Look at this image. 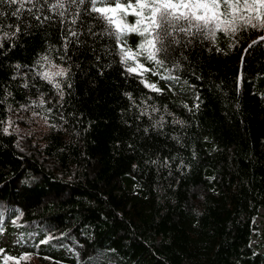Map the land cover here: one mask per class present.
Wrapping results in <instances>:
<instances>
[{
	"label": "trees",
	"instance_id": "16d2710c",
	"mask_svg": "<svg viewBox=\"0 0 264 264\" xmlns=\"http://www.w3.org/2000/svg\"><path fill=\"white\" fill-rule=\"evenodd\" d=\"M16 7L0 4V264H264V42L244 52L264 30L182 38L161 57L178 79L145 74L156 93L85 6ZM43 55L68 69L63 97L36 75ZM26 107L49 123L33 140L7 124Z\"/></svg>",
	"mask_w": 264,
	"mask_h": 264
},
{
	"label": "snow or ice",
	"instance_id": "6c2138e0",
	"mask_svg": "<svg viewBox=\"0 0 264 264\" xmlns=\"http://www.w3.org/2000/svg\"><path fill=\"white\" fill-rule=\"evenodd\" d=\"M37 3H40V0H0V4L18 5L11 12V15L17 18L24 11L32 13ZM43 4H47L53 12L60 9L58 15L61 18L65 16L63 10L68 6H76L77 17L82 10L79 6H85L83 11L94 19L102 20L105 25V34L115 38L119 62L124 66L125 72L140 77V83L156 93H160L162 89L157 84L150 83L145 74L151 72L153 76H158L161 80L178 79L171 74L172 69L165 66V59L161 57H166L174 45L181 46L182 38L185 47L199 36L215 45L218 33L236 36L248 29L264 30V0H127V3H122L121 0H115V2L113 0H56L51 4L48 0H43ZM26 5H33V7H26ZM3 15L4 13L0 11V16ZM129 16L135 17L134 23L128 22ZM44 19L47 20L50 17H44ZM60 22L64 23L63 19ZM71 23L76 24L77 19H72ZM20 30L17 26L12 35H16ZM90 34L94 33L90 30ZM70 35L78 37L79 34L70 31ZM131 35L139 37L134 49L129 46L126 39ZM8 36L9 33L5 32L0 40ZM262 42L264 37L253 41L244 49L245 55ZM2 46L0 44V47ZM65 48L67 49V43ZM216 51L220 49L216 48ZM142 59L152 62L153 67H146L141 62ZM36 64L41 69L36 75L51 84L63 97L64 93L57 78H66L68 69L55 64L47 55L41 56ZM173 67L179 68L180 65L177 63ZM160 69H163V73ZM128 95L131 99V94ZM40 104H44L43 99L40 100ZM3 132L10 134L7 127L3 128ZM41 243H47V240ZM26 258L27 256L24 257ZM8 259L11 258L6 257L5 264Z\"/></svg>",
	"mask_w": 264,
	"mask_h": 264
},
{
	"label": "rangeland",
	"instance_id": "374dc122",
	"mask_svg": "<svg viewBox=\"0 0 264 264\" xmlns=\"http://www.w3.org/2000/svg\"><path fill=\"white\" fill-rule=\"evenodd\" d=\"M58 80V78H57ZM43 115V114H42ZM44 116V117H43ZM41 116L36 112L35 107H26L23 109H19L18 111L12 112L10 117L8 118L7 124L12 130H17L19 132V139L25 140L26 136L33 140V137H40L43 131L48 126V121L45 115ZM11 122V123H9ZM25 132L29 133V135L24 134ZM22 134V135H21ZM25 135V136H24ZM263 220L262 215L260 214L257 217V221L261 223ZM259 240L257 235L252 237V243H256ZM8 264H45L39 258L34 256H29L26 259H22L21 261H16L11 259Z\"/></svg>",
	"mask_w": 264,
	"mask_h": 264
}]
</instances>
